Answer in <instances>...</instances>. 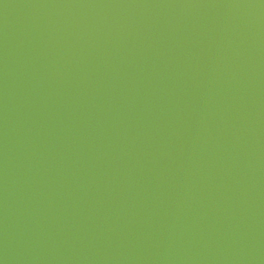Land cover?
Wrapping results in <instances>:
<instances>
[{"label": "water", "instance_id": "water-1", "mask_svg": "<svg viewBox=\"0 0 264 264\" xmlns=\"http://www.w3.org/2000/svg\"><path fill=\"white\" fill-rule=\"evenodd\" d=\"M2 264H264V0H0Z\"/></svg>", "mask_w": 264, "mask_h": 264}, {"label": "snow or ice", "instance_id": "snow-or-ice-1", "mask_svg": "<svg viewBox=\"0 0 264 264\" xmlns=\"http://www.w3.org/2000/svg\"><path fill=\"white\" fill-rule=\"evenodd\" d=\"M0 264H2V262H0Z\"/></svg>", "mask_w": 264, "mask_h": 264}]
</instances>
